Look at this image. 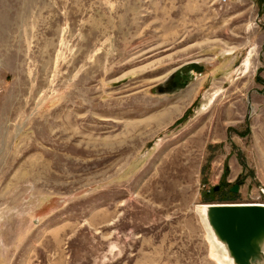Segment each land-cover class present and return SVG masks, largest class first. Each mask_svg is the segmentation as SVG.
Segmentation results:
<instances>
[{"label":"rangeland","instance_id":"1","mask_svg":"<svg viewBox=\"0 0 264 264\" xmlns=\"http://www.w3.org/2000/svg\"><path fill=\"white\" fill-rule=\"evenodd\" d=\"M255 202L264 0H0V264H234Z\"/></svg>","mask_w":264,"mask_h":264},{"label":"water","instance_id":"2","mask_svg":"<svg viewBox=\"0 0 264 264\" xmlns=\"http://www.w3.org/2000/svg\"><path fill=\"white\" fill-rule=\"evenodd\" d=\"M230 190L237 192L238 184L235 183ZM206 204L202 212L212 237L218 245H220L219 241L224 245L233 263L263 264L264 205L261 203Z\"/></svg>","mask_w":264,"mask_h":264},{"label":"bare ground","instance_id":"3","mask_svg":"<svg viewBox=\"0 0 264 264\" xmlns=\"http://www.w3.org/2000/svg\"><path fill=\"white\" fill-rule=\"evenodd\" d=\"M172 111V110H171ZM173 112V111H172ZM172 112H171V114H172ZM170 115V114H169ZM255 203H259V202H255ZM261 204H263V203H261ZM264 205V204H263ZM207 206V204H203V207H206ZM216 240H218L217 238H216ZM219 241V240H218ZM220 242V241H219Z\"/></svg>","mask_w":264,"mask_h":264},{"label":"flooded vegetation","instance_id":"4","mask_svg":"<svg viewBox=\"0 0 264 264\" xmlns=\"http://www.w3.org/2000/svg\"><path fill=\"white\" fill-rule=\"evenodd\" d=\"M193 71V70H192ZM187 72H190L189 70H187ZM173 85H176V82L174 80H171Z\"/></svg>","mask_w":264,"mask_h":264},{"label":"built area","instance_id":"5","mask_svg":"<svg viewBox=\"0 0 264 264\" xmlns=\"http://www.w3.org/2000/svg\"><path fill=\"white\" fill-rule=\"evenodd\" d=\"M223 2H225V0H222Z\"/></svg>","mask_w":264,"mask_h":264}]
</instances>
